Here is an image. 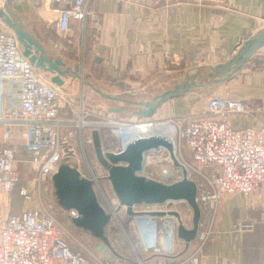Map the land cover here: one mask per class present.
<instances>
[{
    "label": "crops",
    "instance_id": "obj_1",
    "mask_svg": "<svg viewBox=\"0 0 264 264\" xmlns=\"http://www.w3.org/2000/svg\"><path fill=\"white\" fill-rule=\"evenodd\" d=\"M4 3L19 19L25 31L44 49L48 59L58 58L62 63L60 69L67 67L72 70L78 67V78L61 77V85L50 82L52 74L35 69L41 80L64 93L74 105L80 103L86 110L102 105L101 112L97 110V113L103 117L106 115L127 121L142 119L133 112L128 113L125 107L122 113L111 112V108L128 104L113 101L115 105L106 106L104 102L112 100L100 96L84 81L110 96L148 100L140 96L141 91H164L198 72L194 86L183 95L163 102L149 118L199 115L203 113L205 101L211 95L240 100L252 111L251 116H230L229 126L232 129L244 126L256 128L264 113V45L254 50L246 62L231 74H211L212 68L226 65L239 54L246 40L264 32V0H227L224 5H197L188 0L159 3L141 0H85L86 10L90 14L83 20L70 19V30L66 34L59 33L56 28L57 10L65 7L63 0H0V9ZM0 27L6 28L1 22ZM208 80L210 83H207ZM91 110L94 111V108ZM62 117L63 110L58 114V118ZM15 128L22 130L21 127ZM65 132L67 130L63 128L61 133ZM85 134L84 129L73 130L72 136L68 138L72 154L60 164L67 163L76 170L83 169L78 160L81 157L80 140ZM4 146L7 145L0 143V147ZM178 153L176 158L191 164L189 151L183 143ZM92 169L98 177L106 174L102 166L97 168L95 165ZM20 187L31 189L32 202L28 205L32 206L36 202V186L28 179ZM3 196L0 194V199ZM40 196L44 204L48 203L46 194L41 193ZM22 202L24 205L17 211H10V214H17L27 206L23 199ZM187 207L186 202L169 207V211L184 215L186 222L182 226L185 229L191 228L192 210L187 213ZM58 208L64 222L71 225V230L88 240L89 232L74 226L71 218L66 216V210L59 205ZM140 208L144 206H134V209ZM158 208V205L150 206L151 210ZM117 218L125 219V224L130 227L131 217L124 211ZM198 219L209 225L212 231L202 247L200 264H264V194L261 187L246 196L238 193L220 196L212 213L200 207ZM112 221L109 219L104 226V234L105 228ZM238 221H251L252 230H234L232 225ZM56 224L58 229H62L59 230L61 237L70 235L68 229L61 228L58 222ZM132 234L134 241H131V248L134 253V250H141V246L137 244V233L132 231ZM195 245L196 236L185 243L177 237L175 228L170 253L138 251L133 259L127 258V262L185 264V258ZM82 257L88 264L103 262V258H95L93 261L86 254ZM117 257L125 259L121 254H117ZM103 263H112V260Z\"/></svg>",
    "mask_w": 264,
    "mask_h": 264
},
{
    "label": "built area",
    "instance_id": "obj_2",
    "mask_svg": "<svg viewBox=\"0 0 264 264\" xmlns=\"http://www.w3.org/2000/svg\"><path fill=\"white\" fill-rule=\"evenodd\" d=\"M132 1V0H129ZM153 3L179 0H141ZM197 5H224L227 0H188ZM65 7L57 10L56 28L66 34L70 19L83 20L90 14L85 0H63ZM64 117L58 118L60 111ZM258 110V109H256ZM252 111L240 100L221 95H211L205 101L203 113L184 117L142 118L134 121L113 117L90 121V113L79 103L74 105L62 92L41 80L35 68L22 55V48L15 35L0 27V125L2 136L8 137L14 127H21V137L26 162L34 171L30 181L36 186V204L32 202V191L20 187L18 194L26 207L17 214L0 217V264H88L78 253L69 249L50 213V205L42 202L41 193L47 194L51 176L64 158L71 156L68 138L73 130H86L81 142L79 176L91 182L98 205L109 216L116 219L124 211L119 204L106 174L98 177L86 162V147L92 145L90 132L96 127L106 128L116 139L108 150L120 153L125 146L138 138L159 137L168 142L170 153L162 146L150 148L141 154L137 175L171 184L183 177L195 185L194 200L198 208L212 213L215 202L224 194L238 193L243 196L262 188L264 194V113L256 128L244 126L232 129L229 117L251 116ZM65 128L67 132L61 133ZM72 129V130H70ZM182 143L189 151L191 164L176 158ZM17 159L11 147H0V194L8 193L18 180ZM176 162V164H175ZM148 168V170H147ZM147 171L146 174L144 172ZM103 180L104 184L100 183ZM183 200H165L157 210L150 206L134 209L130 228L137 233L138 251L162 254L173 249V239L178 220L183 225L184 215L178 219L170 215L150 216L147 211H169V207ZM1 207V205H0ZM187 213L191 212L189 206ZM69 218L77 216L74 209H67ZM117 220V219H116ZM237 231H251V221H238L232 225ZM212 231L209 225L197 220L196 245L185 258V264H200L202 247ZM96 264H120L112 263Z\"/></svg>",
    "mask_w": 264,
    "mask_h": 264
},
{
    "label": "water",
    "instance_id": "obj_3",
    "mask_svg": "<svg viewBox=\"0 0 264 264\" xmlns=\"http://www.w3.org/2000/svg\"><path fill=\"white\" fill-rule=\"evenodd\" d=\"M0 22L15 35L22 48V55L27 58L29 63L35 69L52 74L50 82L61 85V77L72 76L78 78L77 66L72 70L67 67L60 69L62 63L58 58H47L44 49L25 31L19 19L7 9L6 3L0 9ZM263 45L264 32L246 40L241 47V52L230 59L226 65L212 68V74H231L246 62L254 50ZM197 76L198 72L190 75L172 88L152 96L149 100H130L119 96H110L94 88L88 82L84 81V84L106 99L137 106L138 108L132 112L142 118H149L163 102L183 95L194 86ZM110 111L122 113L124 106L111 108ZM90 134L95 158L106 171V179L119 204L124 206L125 214L128 217L133 216L135 212L132 207L138 204L149 206L161 204L165 200H183L192 210L191 228L185 229L178 220L176 235L185 243L192 240L196 233L199 216V208L194 200V183L183 177L180 181L164 184L136 174V171L140 169L142 152L162 146L173 158L170 144L159 137L138 138L128 143L120 153L115 154L101 149L97 130L93 129ZM51 181L57 204L65 210L74 209L77 213L76 217L71 218V223L88 231L92 236L108 245L103 228L108 222L109 216L98 205L92 191L91 182L79 176L76 169L67 163L58 165L57 170L51 176ZM146 214L150 216L170 215L178 219L176 211H147Z\"/></svg>",
    "mask_w": 264,
    "mask_h": 264
},
{
    "label": "rangeland",
    "instance_id": "obj_4",
    "mask_svg": "<svg viewBox=\"0 0 264 264\" xmlns=\"http://www.w3.org/2000/svg\"><path fill=\"white\" fill-rule=\"evenodd\" d=\"M212 74V73H211ZM209 79V78H208ZM207 83H210L208 80ZM206 83V85H207ZM163 91L161 90H143L141 91L140 95L142 98H148L151 99L152 96L157 95ZM132 100V99H131ZM111 102H104L106 106L110 105H115ZM102 105H98V107H90V109H87L90 113V116L88 117L90 121H101L103 116L102 114H98L97 110L101 112L102 110ZM125 109L127 112L131 113L132 111L136 110L138 107L133 106V105H124ZM94 108V111L91 109ZM104 108H106L104 106ZM105 114V113H103ZM113 115V114H112ZM106 117V115H105ZM116 119V118H114ZM3 126L0 128V143L6 144L7 146H11V148L14 149L15 154H16V168L19 171V181L14 185L12 190L8 193L7 197L6 194H3V198L0 199V217H3L5 214L9 213L10 211H17L19 207L21 208L24 203L22 202V199L18 195V188L19 185L25 184L26 181L31 178H33L34 171L30 169L28 164L24 162L26 159V155L24 154L23 147H22V137H21V130L19 128H13L12 132L8 135V137L3 138L2 132H3ZM98 135H100V145L102 150H110L113 148L116 144V139L112 137L107 129L103 127H96ZM86 132V130H84ZM86 162L89 163L90 168H94L96 165L97 168H100L101 166L97 162L95 155H94V150L93 146H87L86 147ZM19 160V161H18ZM95 165H94V163ZM92 171H94L92 169ZM95 174V173H94ZM96 175V174H95ZM101 184H104L103 180H100ZM48 203H45L47 205H50V213L54 220L56 219V222L60 223L61 228L63 229H68L70 232V235H63L62 237L65 239L68 247L70 250L73 252H77L80 255L84 256V254L90 256V259L95 260V258H103L101 259L103 262L111 259L112 261H118L120 264H128L127 258L128 259H133L134 258V253L133 249L131 246V241H134L132 230L130 227L125 224V219H113L112 224L105 228V236L108 242V245H105L102 243L98 238L92 236L90 233L89 234V239H84L81 236L79 237L77 234V231L71 230L72 227L71 225L68 226L63 220L62 215L58 211V205L56 203V198L54 196V191L51 185H49L48 192L46 194ZM4 199V200H3ZM10 208V209H9ZM180 209V207H178ZM68 226V227H67ZM108 229V230H107ZM122 230V232L120 231ZM61 231L62 229L59 228ZM75 231V232H74ZM120 247V249L118 248ZM117 254L123 255V258H118ZM102 262V263H103Z\"/></svg>",
    "mask_w": 264,
    "mask_h": 264
},
{
    "label": "flooded vegetation",
    "instance_id": "obj_5",
    "mask_svg": "<svg viewBox=\"0 0 264 264\" xmlns=\"http://www.w3.org/2000/svg\"><path fill=\"white\" fill-rule=\"evenodd\" d=\"M131 106V105H130Z\"/></svg>",
    "mask_w": 264,
    "mask_h": 264
},
{
    "label": "trees",
    "instance_id": "obj_6",
    "mask_svg": "<svg viewBox=\"0 0 264 264\" xmlns=\"http://www.w3.org/2000/svg\"><path fill=\"white\" fill-rule=\"evenodd\" d=\"M19 189V188H18Z\"/></svg>",
    "mask_w": 264,
    "mask_h": 264
}]
</instances>
